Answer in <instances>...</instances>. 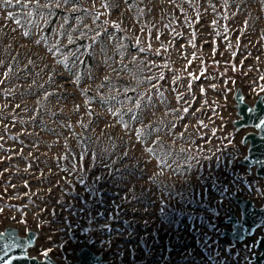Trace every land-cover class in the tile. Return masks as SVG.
<instances>
[{
  "label": "rangeland",
  "instance_id": "obj_1",
  "mask_svg": "<svg viewBox=\"0 0 264 264\" xmlns=\"http://www.w3.org/2000/svg\"><path fill=\"white\" fill-rule=\"evenodd\" d=\"M39 11L47 23L29 0H0V218L46 223L40 252L61 264L82 224L110 264H248L250 240L210 245V215L234 208L224 186L261 197L233 166L242 151L221 119L225 70L243 72L249 99L264 80V3L70 0Z\"/></svg>",
  "mask_w": 264,
  "mask_h": 264
},
{
  "label": "water",
  "instance_id": "obj_2",
  "mask_svg": "<svg viewBox=\"0 0 264 264\" xmlns=\"http://www.w3.org/2000/svg\"><path fill=\"white\" fill-rule=\"evenodd\" d=\"M230 80L228 100L222 105L228 116L221 119L227 127L229 139H237L242 151L239 158L232 161L234 167L242 170L243 179L255 178L260 184L262 198L258 202L241 196L238 190L224 186L231 205L224 206V214L212 213L211 224L216 231L210 238L213 248L225 241L231 250L242 247L251 241L248 264H264V80L252 98L246 94V82L240 69L225 70ZM259 125V127H257ZM46 223L33 225L24 221L22 226L5 218H0V232L4 239L18 238L20 247L5 249L0 245V264H61L53 256V250L41 251L42 242L47 240ZM96 227L82 224L74 246L67 249L69 258L66 264H110L106 259L107 248L95 249ZM134 264H144L142 260ZM170 264V263H167Z\"/></svg>",
  "mask_w": 264,
  "mask_h": 264
},
{
  "label": "snow or ice",
  "instance_id": "obj_3",
  "mask_svg": "<svg viewBox=\"0 0 264 264\" xmlns=\"http://www.w3.org/2000/svg\"><path fill=\"white\" fill-rule=\"evenodd\" d=\"M2 2H3V4H5V5H11L12 0H2ZM69 2H70V0H54V2H53V0H49V3H47V4H43V5H42V4L40 3V0H29V6L34 7L35 9H37V10H38V14H39L40 17H41V21H42L43 23H47V20L45 19L43 12H40L39 10H41V9H43V8L51 9L52 7L59 8V7L61 6V4H65V5H66V4H68ZM261 2L264 3V0H261ZM105 6H106V5H105ZM73 10H75V9H73ZM48 14L51 15V12H49ZM7 15H8V16H12L13 13H12V12H8ZM28 16L31 17V16H32V13L29 12V13H28ZM30 22H31V21H30ZM213 23H215V21H214ZM36 26H37V28H39V27H40V22H37V23H36ZM61 27H63V25H61ZM24 35H25V36H28L29 33H28V32H25ZM42 38H43V37H42ZM158 38H159V37H157V39H158ZM71 42H72V41L70 40V43H71ZM36 43L39 44V43H40V40H37ZM137 43H138V44L140 43L139 39H137ZM150 47H151V46L149 45V48H150ZM229 47H232V45L229 44ZM139 51H140V52H145V51H147V49H145V48H140ZM157 54H159V50H157ZM233 55H235V53H233ZM2 63H3V62L0 61V64H2ZM29 63H31V61H29ZM190 63H191V61L189 60V64H190ZM65 67H68V65L65 64ZM125 67H126V66H125ZM9 71H11V68H9ZM4 75H5V77H6V76L8 75V73L5 72ZM189 75L192 76L193 74H192V73H189ZM160 78L162 79L163 77L161 76ZM195 78H196V79H199L198 76L195 77ZM105 79H107V77H105ZM177 79H178V77H177ZM260 79H264V76L260 77ZM2 83H3V80H0V84H2ZM153 87H155V85H153ZM189 87H191V84H189ZM211 87L214 88L215 85H211ZM262 90H264V89H262ZM200 91L203 93L205 90H204L203 88H201ZM181 98H182L181 96H178V97H177L178 100L181 99ZM137 106H139V105H137ZM16 107H19V105H16ZM130 111H131V110H130ZM184 111L187 112V111H188V108L185 107V108H184ZM199 123L201 124L202 127H207V125L204 124L203 121H199ZM261 124H264V121H261ZM257 127H259V125H257ZM0 212H3V209H0ZM4 237H5V233H4V232H0V245H2L5 249H11V248H16V247H20V246H21V244L19 243V239H18V238L10 237L9 239L5 240Z\"/></svg>",
  "mask_w": 264,
  "mask_h": 264
},
{
  "label": "built area",
  "instance_id": "obj_4",
  "mask_svg": "<svg viewBox=\"0 0 264 264\" xmlns=\"http://www.w3.org/2000/svg\"><path fill=\"white\" fill-rule=\"evenodd\" d=\"M241 171H242V170H241ZM242 175H243V172H242ZM262 196H263V195H262V193H261V197H260V199L262 198ZM260 199H259V200H260Z\"/></svg>",
  "mask_w": 264,
  "mask_h": 264
}]
</instances>
